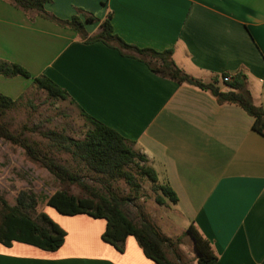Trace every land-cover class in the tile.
Instances as JSON below:
<instances>
[{
    "label": "crops",
    "instance_id": "0c3cea01",
    "mask_svg": "<svg viewBox=\"0 0 264 264\" xmlns=\"http://www.w3.org/2000/svg\"><path fill=\"white\" fill-rule=\"evenodd\" d=\"M45 11L49 18L0 0V61L50 78L145 155L177 195L188 228L210 243L216 264H263L264 134L254 130V117L87 42L64 22L93 19L84 26L89 38L110 16L127 44L172 49L176 65L195 79L243 73L254 104L264 106V0H52ZM34 90L32 79L0 75V94L13 100ZM49 209L67 234L62 247L0 244V264H155L133 237L124 252L105 243L106 220Z\"/></svg>",
    "mask_w": 264,
    "mask_h": 264
},
{
    "label": "trees",
    "instance_id": "16d2710c",
    "mask_svg": "<svg viewBox=\"0 0 264 264\" xmlns=\"http://www.w3.org/2000/svg\"><path fill=\"white\" fill-rule=\"evenodd\" d=\"M11 1L26 12L34 11L42 17H50L45 11V5L51 3L52 0ZM93 21L88 18L83 22L80 18L73 17L64 23L87 42H102L118 50L122 56L136 58L144 62L153 73L163 78L206 91L220 104L240 106L254 117V130L264 134V106L254 104L247 90L246 77L243 73L239 72L234 76L222 74L220 78L216 77L209 83L203 82L189 76L176 65L172 49L156 51L127 44L115 33L110 16L101 22L97 34L87 38L85 23ZM0 75L6 78L21 76L32 79L36 90L45 92L49 98L68 101L76 105L68 93L50 78L46 76L33 78L29 71L21 65L0 61ZM227 78H230L229 81H225ZM221 84L226 87V90L221 89ZM24 98L25 96L13 100L0 94V138L23 149L32 163L39 164L64 186V189L45 198L46 206L55 209L63 216L87 215L94 219L106 220L107 225L102 240L119 252H124L126 239L133 237L145 256L155 264H178L172 261L167 254L168 240L151 223L142 220L138 224L131 219L125 210L127 203L112 190V184L123 179L135 192L138 191L139 185L136 183V177L127 170L133 166L138 168L141 177L153 184L158 194L156 202L159 205L171 203L176 206L177 195L168 182H160L157 172L147 165L146 156L134 151L130 142L117 131L89 116L76 105L81 116L90 125L82 139H73L55 131L44 132L42 135L49 142V149L69 154L76 165L83 166L86 171L97 176L93 182L99 183L102 189L93 188L87 185L84 179L71 168L42 154L25 138V131L15 134L4 122L7 112L21 105ZM72 186L80 189L86 196L73 194L69 190ZM38 204V197L27 191H21L18 194L15 206L9 205L0 196V244L10 246L18 242L49 252L57 251L62 247L66 232L45 213L39 215L38 220L30 215L31 211H36ZM187 231L197 251V263L216 264L218 259L210 243L193 225H190Z\"/></svg>",
    "mask_w": 264,
    "mask_h": 264
},
{
    "label": "rangeland",
    "instance_id": "374dc122",
    "mask_svg": "<svg viewBox=\"0 0 264 264\" xmlns=\"http://www.w3.org/2000/svg\"><path fill=\"white\" fill-rule=\"evenodd\" d=\"M4 122L15 134L25 131V138L42 154L71 168L87 185L102 189L99 183L93 182L96 175L86 171L83 166L76 165L69 154L49 149V142L42 135L44 132L55 131L77 140L84 137L90 125L68 101L55 100L43 91L34 90L22 100L21 105L7 112ZM127 170L136 177L139 185L137 192L123 179L112 184V190L127 203V214L138 224L142 220L151 223L168 240L167 254L172 261L178 264L197 263L194 242L187 231V221L171 203L159 205L156 202L158 194L153 184L140 176L137 167L132 166ZM62 189L64 186L39 164L32 163L23 149L0 138V196L9 205H16V198L21 191L35 194L39 204L30 215L38 220L42 213L48 215L45 210L50 207L46 206L45 198ZM69 190L77 196H86L77 187L72 186ZM49 210L56 211L53 208Z\"/></svg>",
    "mask_w": 264,
    "mask_h": 264
},
{
    "label": "built area",
    "instance_id": "2783aa9c",
    "mask_svg": "<svg viewBox=\"0 0 264 264\" xmlns=\"http://www.w3.org/2000/svg\"><path fill=\"white\" fill-rule=\"evenodd\" d=\"M230 78L225 79V81H229Z\"/></svg>",
    "mask_w": 264,
    "mask_h": 264
},
{
    "label": "water",
    "instance_id": "95a60500",
    "mask_svg": "<svg viewBox=\"0 0 264 264\" xmlns=\"http://www.w3.org/2000/svg\"><path fill=\"white\" fill-rule=\"evenodd\" d=\"M195 248V247H194ZM195 251H196V248H195ZM196 254H197V251H196Z\"/></svg>",
    "mask_w": 264,
    "mask_h": 264
}]
</instances>
